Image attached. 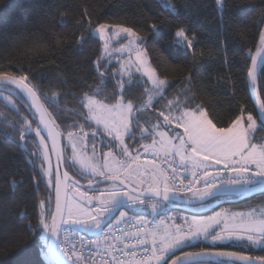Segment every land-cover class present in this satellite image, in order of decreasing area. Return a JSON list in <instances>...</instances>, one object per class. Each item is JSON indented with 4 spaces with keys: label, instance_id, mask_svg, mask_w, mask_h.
Here are the masks:
<instances>
[{
    "label": "trees",
    "instance_id": "obj_1",
    "mask_svg": "<svg viewBox=\"0 0 264 264\" xmlns=\"http://www.w3.org/2000/svg\"><path fill=\"white\" fill-rule=\"evenodd\" d=\"M165 2L174 5L176 11L165 6ZM81 19L85 26L77 28V21ZM99 23L133 27L145 41L143 46L151 65L159 67L158 76L170 85L166 99L157 100L154 109L166 105L168 100L184 101L186 96L194 97L190 107L204 105L218 127L228 126L237 115L251 113L258 123L254 142L264 143V126L260 123L248 76L252 56L263 46L259 36L264 30V0H224L221 10L216 0H0V72L28 75L31 83H40L39 94L52 106L49 108L54 113L51 120L62 136L68 131L74 134L94 131V125L83 119L87 110L78 107L77 101L87 91L86 87H80L81 81L93 89L99 83L95 62L104 57V48L93 34ZM181 27L188 29L189 39L195 36L193 50L175 43V33ZM82 36L85 39L78 43ZM112 61L106 58L103 61L110 65L104 96L110 95L120 80L119 75L111 78L112 72L120 69L119 62ZM256 74L257 82L253 87L260 104L264 100L261 81L264 61ZM189 76L192 83L185 84ZM128 84L126 82L128 98L134 100L137 107L144 106L148 84L140 79ZM4 88L12 94L0 90V264H50L47 256L41 254L42 245H48L49 240L41 239L43 229L37 224L39 213L54 211L55 184L53 188L48 186L41 167L43 158L33 155L39 150V140L34 133L26 141H20L23 118L34 120L32 127L35 128L37 117L25 106L21 94ZM186 88L191 91L185 94ZM116 99H119L118 90ZM115 102V99L105 101L110 105ZM152 109L138 114L139 123L143 116L153 114ZM139 123L133 131L135 142L132 137L126 138V143L137 152H140L137 148L147 142L139 138ZM73 124L75 128L71 127ZM98 139L100 141V136ZM104 141H110L109 136L105 135ZM63 148L66 158L64 143ZM115 151L116 156L124 157L118 149ZM144 156L149 155H141L140 159ZM169 163L180 165L176 159L169 160L167 165ZM73 168L66 164V170L74 179L86 181ZM221 197L206 204L222 201ZM225 200L221 205L215 204L213 210L264 209V194L246 198L228 196ZM41 201L45 202L42 208L38 207ZM108 224L110 221L105 226ZM226 245L227 250L247 248V254L264 255V248L256 249L243 241ZM211 246L202 242L192 251Z\"/></svg>",
    "mask_w": 264,
    "mask_h": 264
},
{
    "label": "snow or ice",
    "instance_id": "obj_2",
    "mask_svg": "<svg viewBox=\"0 0 264 264\" xmlns=\"http://www.w3.org/2000/svg\"><path fill=\"white\" fill-rule=\"evenodd\" d=\"M222 3L223 0H216L218 6ZM169 7L174 12L176 11L174 5L169 4ZM83 15L87 16L88 13ZM84 26L83 19L77 21V28ZM109 27L113 29L114 35L127 34V37L130 38L129 44L134 45L137 49L145 43L133 27L109 26L104 23H99L95 27V33L98 34L100 40H104L105 31ZM152 27L155 29L156 26L152 25ZM88 30H92L91 22L88 24ZM187 31V28H179L175 33V43L183 44L188 50H193L196 38L193 36L192 39H189ZM84 39L82 36L78 43ZM259 41L264 45V30L260 32ZM262 51L264 49L258 48L257 54L252 56V68L249 70L248 76L251 78L253 86L257 82V57ZM142 57L143 53L138 51L137 62L140 67L136 71H142L143 76L147 77V81L143 82H150L152 86L148 89L152 94L148 105L137 107L134 100L128 98L130 94L127 93L124 77L128 76L129 82L133 77L123 68L117 69L111 74L112 79H115L117 75L120 76L116 89L108 96L103 95L107 87L108 68L110 67V65L104 64L103 56L95 62V71L99 76L96 88L93 89L91 85H86L84 81H81L80 87L87 88V91L82 93V99L77 101L78 107L87 110L83 119L86 122L95 121L97 126H102V128L97 127L92 133L93 139L95 140V137L103 132L107 136H111L112 140L108 142L110 150L104 154L103 170H101L99 165L92 163L91 159L83 153L82 146L81 151H77L79 141L84 137H78L72 131H68L67 140L71 145L72 159L78 161L81 168L90 170L92 176L101 177L103 182L110 183L113 187L102 190L99 195H90L88 191H82L79 186H75L78 198L73 199L65 195L62 199V190L66 192L71 177L68 171H64L61 175L58 168L55 174V211L38 214L37 227L42 228L44 233L56 236L61 225H66L69 222L80 225L89 231L100 229L102 222L106 223L110 218L109 214L124 206L125 202L121 197L127 198L129 209L142 207L146 211L150 208L155 213L161 200L168 201L171 199L170 194L181 189L192 191L197 183H202L204 186V191L197 190L200 201L236 190L253 191L257 186L264 189V143L254 142V130L258 126L257 120L249 113L247 115L248 123L245 126L242 115H237L228 126L218 127L209 118L204 105L197 104L195 107H190L194 97L186 96L184 101L179 98L168 100L166 105H160L157 124L141 130V138L145 133L155 134L151 145H142L144 152L151 153L154 157L152 160L141 165L140 156L131 155V146L126 143L125 137H132L133 143L135 142L133 131L136 124L139 123L138 114L148 106L156 107L152 96L159 100H165V93L170 86L166 79L158 76L159 67L153 68L149 65L148 60ZM0 80L15 85L25 97L24 104L32 115H39V122L35 128L32 127L34 120H30L28 117L23 118L24 124L20 129V141H26V138L33 133L34 137L39 139V150L33 155H43L41 167L44 176L48 177V183L51 185V158L64 150L61 147V133L54 127H50L49 119L54 115L49 111L52 106L47 99L39 94L40 83H31L28 75L16 76L11 72H0ZM261 81L264 83V76L261 77ZM191 83L192 77L189 76L186 78L185 84ZM117 90L119 99H116ZM189 91L191 89L186 88L185 94ZM72 98L75 100L76 96L73 95ZM113 99L116 100L114 104L105 103L106 100ZM260 109L264 112V100H261ZM173 112L177 114L173 115ZM160 117H163L162 123ZM173 123H175V128L170 127ZM260 123L264 124V121ZM52 124H55L54 120ZM71 127L75 128V125L73 124ZM181 128L183 129L182 133L177 131ZM158 129L160 130L157 131ZM163 129H167V131ZM87 135L85 133V137ZM155 136H159L160 140L157 141ZM49 142H51V147H49ZM104 142V136L100 135V143ZM114 148L119 149L120 153L124 157H129L132 162L125 166L124 161H117L112 151ZM95 151L94 144L93 153ZM109 157H112L111 165ZM175 157L179 158V167L185 173H190V179L188 175H179L178 167L174 163H169L171 173L160 167L161 163L174 160ZM57 159L58 164L62 163L60 156H57ZM45 164L48 167H44ZM221 173L228 175L226 181ZM34 179L38 181L39 177ZM186 179H189L187 185L184 184ZM97 183L98 181L94 179H88V187L93 191H95L93 185ZM73 184L78 185V182L73 181ZM145 185L146 187H143ZM44 204L45 202L41 201L38 207L42 208ZM93 204L96 206L92 207ZM126 216L127 212L120 211L121 220ZM182 219L184 220L183 225H173L174 232L165 230L163 233L157 229L146 231L147 222L138 219V223L144 224L145 227H138L135 232L126 231L123 236H115V232L111 230L116 225L108 224L110 234H105L101 239L89 243L97 247L107 244V247L103 248V252L111 256V260H102V264H264V255L247 254V249L227 250L225 244L226 241L231 240H246L253 247L256 245L264 247V217L255 218L252 214L222 217L220 213H216L210 217L192 216L190 220L188 217ZM116 223L119 224L120 220ZM221 224H223L222 228ZM217 228L220 230L216 231ZM113 236L118 243L112 241ZM124 237L129 238L130 242L125 243ZM201 237L205 239L210 237L212 246L205 247L202 251L195 253L184 250L191 246V241L199 240ZM119 244H124V247L120 248ZM137 250H140L139 256ZM61 252L72 264H79V261L84 259L82 255L78 254L74 245L70 249L62 246ZM116 252L121 253L124 259H118ZM177 253L179 254L177 255ZM41 254L53 257L55 250L50 244L42 245ZM169 256L171 259H168ZM129 257L131 259H128ZM212 257L216 259H211Z\"/></svg>",
    "mask_w": 264,
    "mask_h": 264
},
{
    "label": "rangeland",
    "instance_id": "obj_3",
    "mask_svg": "<svg viewBox=\"0 0 264 264\" xmlns=\"http://www.w3.org/2000/svg\"><path fill=\"white\" fill-rule=\"evenodd\" d=\"M159 1H165V0H159ZM165 6H169V3L165 2L164 3ZM223 6H224V0H223V3L222 5L218 6V9H223ZM109 26H112V25H109ZM116 32H118V30H116ZM93 34L94 36L98 37V34L95 33V30L93 31ZM129 39L127 37V34H119V35H114V32H113V29L111 27H109L108 29H106L105 31V38L104 40H101V42L103 43V48H104V58L108 59L110 62H113L112 60H116L119 62V68H123L125 70V72H128L132 77L133 79L129 82L128 81V76H125L124 79H125V82H128L129 84L134 82L135 80H141L142 83H144L143 81H147V77L146 76H143V72H137L136 69L138 67H140V64L137 62V52H141L143 53V59H146L148 60L149 62V65H151L150 61H149V58H148V55L144 49V46L143 44H141L140 48L137 49L135 48L134 45H130L129 44ZM105 45H107V47H105ZM264 61V56L262 57L260 63H259V67L260 65L263 63ZM153 67V66H152ZM128 84V85H129ZM148 86H149V89L152 87L150 82L147 83ZM152 94L149 93L148 91V96H147V99H146V102H145V105H148V102H149V98ZM7 99V98H6ZM157 99L155 96H152V101L153 103L157 102ZM148 108H153L151 106H148L146 109ZM153 111V114L151 115H148V116H143L142 119H140V123H139V126H140V134H139V138H141V130L144 129V128H151L152 125H155L157 124V117L159 116V112H160V108L158 110L156 109H152ZM177 113L173 112V115H176ZM243 117V121L245 123V126L247 125L248 121H247V116H242ZM163 121V117H160V122L162 123ZM94 126H93V130L95 131V129L97 127H101L102 126H97L95 121H90ZM258 125V123H257ZM171 128H175V123H173L171 126ZM258 128V126H257ZM256 128V129H257ZM255 129V130H256ZM160 129H158L157 131H159ZM165 131H167V129H163ZM254 130V132H255ZM94 131H91V132H82V133H79V134H74L78 137H84V139H81L79 141V144H78V149L77 151L80 152L81 151V146H82V149H83V153L86 154V156L88 158L91 159L92 163H95L97 165L100 166V169L103 170V164H104V154L105 153H108L109 150H110V147H109V141L106 142V143H103V145H101L100 141H97L99 140V136L100 135H103L105 136L106 134H104L103 132H101L100 135H97L95 137V140L93 139V136L92 138H90V135L94 132ZM177 131L179 132H183V129H177ZM85 133H87L88 135L85 137ZM154 133L152 132H149V133H145V135L143 136V138H145V141H147L145 144L147 145H151L153 143V137H154ZM107 136V135H106ZM128 136L125 137V139L127 138ZM155 139L157 141L160 140V137L159 136H155ZM39 140V139H38ZM63 140H64V147H65V150L67 152V156H66V164H70L71 166H73L75 172L80 176L82 177L83 180H88V179H94L96 181H101L102 178L101 177H95V176H92L91 175V172L90 170H85L83 168L80 167V164L78 163V161L72 159L73 157V153H72V150H71V145L69 144L68 140H67V134H64L63 136ZM109 140L111 141L112 140V137L109 136ZM95 144V148H96V151L95 153H93V145ZM143 144V145H145ZM137 149H139L140 152H137L133 149H131V154L133 156L135 155H139L141 157V155H149V156H144V158H148V157H153L151 155V153H148L146 154L144 152V148L142 147V145H140ZM141 149V150H140ZM119 150V149H118ZM113 151V155L115 156L116 160L117 161H124L125 162V166L127 165V163H131L132 161L128 158V157H122L120 156L118 153V156H116V151H115V148L112 149ZM120 151V150H119ZM121 154V153H120ZM42 158H43V155L41 154ZM174 159L176 160H179L178 157H175ZM142 161V160H140ZM112 163V157H109V164L111 165ZM53 157L51 158V171H52V184L49 185L48 183V177H45V180L48 184V186L50 188H53L54 184H55V178H54V167H53ZM164 164V163H162ZM161 164V165H162ZM44 167H48L47 164L44 165ZM133 167H135V165H133ZM44 174V172H43ZM113 187V185H111L110 183H105V184H102V185H99L97 187H94L93 189H95V191H93L92 189H87V190H82V191H88L90 195H99L100 192L106 188H111ZM122 187V186H121ZM143 187H146L143 186ZM70 192L68 194V197L69 198H73V199H77L78 198V194L75 192V187L74 186H70L69 188ZM126 191V189H124ZM198 196L199 194H192V195H188L186 196L187 199L189 200H196L198 199ZM122 200H124V206L119 208L117 211H115L114 213L112 214H109L110 215V218L107 220V222H102L101 224V228L100 229H94L92 231H89L87 229H85L84 227L80 226V225H76V224H73L71 222H69L68 224H66L68 227L70 228H73V229H76V230H80V231H84V232H87V233H99L102 228L107 224L109 223L110 220L114 219V220H117V219H121L120 218V211H125L127 212V216L129 215H139L141 217H156L155 218V222H154V228L153 229H157L159 232L163 233L165 230H168V231H175L173 225L174 224H180V225H183L184 224V220L182 219L183 217H188L189 220L191 219L192 216H197V217H210V216H214L216 213H220L222 217H231L233 215H236L237 217H239L240 214H243L244 216H248L249 214H252L255 218H260V217H264V209H250V210H243V211H234V210H231L229 208H224V209H219V210H213V206L215 204H219V203H225V199L226 198H222V201H216L214 203H208V204H205V205H201V206H196V207H190V206H187V207H184L182 208L183 210H171L168 206H166L165 204H163L161 202L160 206L158 207L157 209V212H152L150 208H148L146 211L142 208V207H135V208H131L129 209L127 207V198L126 197H121ZM96 205L93 204L92 207H95ZM158 213H160V215H158ZM126 216V217H127ZM176 217H179L181 219H171V218H176ZM223 227V224H221V228ZM220 228H217L216 231H219ZM215 234V233H213ZM49 237H50V233H44L43 232V238H44V241H48L49 240ZM202 242H207L209 244L210 243V237L208 239H205L203 237H201L199 240H193L190 242L191 246L190 247H194L196 246L197 244L199 243H202ZM229 242H241V241H237V240H231V241H226L225 244L229 243ZM243 244H249L248 241L244 240L243 241ZM246 245V246H248ZM190 247H186L184 250L190 248ZM256 249H260V248H264L260 245H256L255 246ZM247 249V248H245ZM48 259V257H47Z\"/></svg>",
    "mask_w": 264,
    "mask_h": 264
},
{
    "label": "built area",
    "instance_id": "obj_4",
    "mask_svg": "<svg viewBox=\"0 0 264 264\" xmlns=\"http://www.w3.org/2000/svg\"><path fill=\"white\" fill-rule=\"evenodd\" d=\"M152 159H153L152 157H148V158L143 157L142 161L145 163L146 161L152 160ZM143 164L141 163V165ZM160 167L165 169L169 173H171V168L169 167V165H167V162L160 165ZM177 167H178L179 175L181 176L188 175L189 179L191 178L190 173H185L182 168H180L179 166ZM221 175H223L225 181L228 179L227 174L221 173ZM189 179L184 180L185 185L189 183ZM197 190H199L200 192L204 191V186L202 183H197L192 191L181 189L180 191H177V193L181 195H189L193 193H199ZM138 219L146 221L147 222L146 231H150V229L152 228L153 221L149 218L145 219V218H137V217H127L123 220H120L119 224L116 223L118 220L114 221L111 224L116 225V227L112 229L111 231L115 232V236H123V233L126 231L135 232L138 227H145L144 224L138 223ZM105 234H110V230L107 226H105L103 230L99 233L89 234V233H85L80 230L70 228L67 225H63L60 230L59 237H58V253L61 258L62 263L72 264V262L68 261L67 257H65L62 254L61 247L65 246L70 249L72 248L73 245L78 250V254L84 257V259L79 261V264H93V261H95V264H102V260H111V256H108L107 253L103 252V248L107 247L106 243L103 245H100L99 247H97L96 245H91L89 243L91 241H97L101 239ZM115 236L112 237V241L115 243H118V241L115 240ZM124 240H125V243L130 242L129 238L127 237H124ZM119 247L123 248L124 244H119ZM115 254L118 259H124L121 253L116 252ZM137 255L138 256L140 255V250H137ZM73 259L75 260L76 258L74 257ZM128 259H131V257H129Z\"/></svg>",
    "mask_w": 264,
    "mask_h": 264
},
{
    "label": "water",
    "instance_id": "obj_5",
    "mask_svg": "<svg viewBox=\"0 0 264 264\" xmlns=\"http://www.w3.org/2000/svg\"><path fill=\"white\" fill-rule=\"evenodd\" d=\"M261 49H264V45L262 46ZM256 54H257V52H256ZM263 55H264V51H262L260 53V55L257 57L258 63H257V66H256V72H257L260 60L263 57ZM251 68H252V63H251ZM249 82H250L251 92L253 94V98H254V101L256 103V107L258 109L259 118H260L261 121H264V112H262L261 109H260V104H259V102H258V100H257V98L255 96L254 87H253V84L251 82V78L250 77H249ZM4 87H9V88L17 91L19 94H21L19 89L15 85L9 83L8 81L0 80V90L3 91V92H7L9 94H12V92L10 90L5 89ZM36 117H37V120L39 122V115L37 114ZM49 123H50V127H54L56 131L60 132L56 128L55 124H52L51 118L49 119ZM262 125L264 126V124H262ZM44 134L46 135V133H44ZM49 147H51V142H49ZM61 147L63 148V136H62V133H61ZM57 156L61 157L62 163L58 164ZM52 157H53V163H54L53 164L54 174H56V172H57V170L59 168V171H60V173L62 175L64 171H67L66 170V165H65L64 150H63V152H58L56 155H53ZM69 175H70L71 179L68 181V188H67L66 192L62 190V194H61L62 195V199L64 198L65 195L68 197L70 185H74L73 181H77L76 179H74V177L70 173H69ZM102 184H105V182H103V180L98 181L97 184L93 185V188L97 187L99 185H102ZM74 186H79L82 190L90 189L88 187V183L82 184V183L78 182V185H74ZM259 194H264V189H262L260 186H257L253 191H239V190H236V191L229 192V193H222V194H220L218 196H215V197H209V198H207L204 201H200L199 199L189 200V199H186V198H184L182 196H179L178 194L174 193V194H170L171 195V199H169L168 201H162L161 200V202L163 204H165L166 206H168L171 210H175V209L176 210H179V209L183 210L182 208L187 207V206L196 207V206L205 205L208 201H210L212 199H215V198H219L221 196H227V197L228 196H230V197L233 196V197H239V198L240 197L246 198V197L255 196V195H259ZM221 204H223V203H219V204H216V205H221ZM54 211H55V192H54ZM61 227H62V225H61ZM59 232H58V234L56 236H52L50 234V237H49L48 245L50 244L53 247V249L55 250V256H53V257H48L47 256L50 264H62L61 259H60L59 254H58V248H57ZM185 251H189V252H193V253L200 252V251H192V247L186 249ZM211 259H216V258L212 257Z\"/></svg>",
    "mask_w": 264,
    "mask_h": 264
},
{
    "label": "flooded vegetation",
    "instance_id": "obj_6",
    "mask_svg": "<svg viewBox=\"0 0 264 264\" xmlns=\"http://www.w3.org/2000/svg\"><path fill=\"white\" fill-rule=\"evenodd\" d=\"M78 182H80V183H82V184H86V183H88V180L86 179V181H78ZM82 190V189H81ZM87 190V189H86ZM226 198H228V197H226Z\"/></svg>",
    "mask_w": 264,
    "mask_h": 264
},
{
    "label": "bare ground",
    "instance_id": "obj_7",
    "mask_svg": "<svg viewBox=\"0 0 264 264\" xmlns=\"http://www.w3.org/2000/svg\"><path fill=\"white\" fill-rule=\"evenodd\" d=\"M141 163L143 164L144 162H143V161H140V164H141Z\"/></svg>",
    "mask_w": 264,
    "mask_h": 264
}]
</instances>
